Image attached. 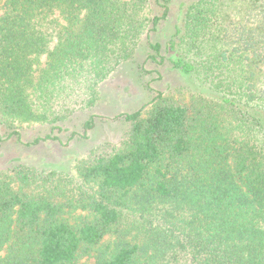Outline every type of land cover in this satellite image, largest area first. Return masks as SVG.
<instances>
[{"label":"trees","instance_id":"16d2710c","mask_svg":"<svg viewBox=\"0 0 264 264\" xmlns=\"http://www.w3.org/2000/svg\"><path fill=\"white\" fill-rule=\"evenodd\" d=\"M171 2L152 16V0H0V126L66 120L75 98L94 106ZM177 37L163 52L149 35L150 60L205 91L120 117L124 139L90 152L78 180L0 172V264H264V0H199ZM126 212L143 236L100 249Z\"/></svg>","mask_w":264,"mask_h":264},{"label":"rangeland","instance_id":"374dc122","mask_svg":"<svg viewBox=\"0 0 264 264\" xmlns=\"http://www.w3.org/2000/svg\"><path fill=\"white\" fill-rule=\"evenodd\" d=\"M198 1L172 0L169 4L171 9L169 18L154 32L153 26L149 24L133 59L100 82L99 95L94 106L82 109L81 105H77L78 99L75 98L76 106L72 108L73 112L66 120L55 123L54 121L18 123L14 129L15 134L0 126V137L3 139L0 149V172L19 164H26L48 172H63L68 177L78 180L76 167L90 152L101 145H117L124 139L129 125L120 117L140 110L146 117L159 94L176 101L190 102L198 90L203 91L198 75L194 78L181 75L169 65L161 66L154 63L150 60L152 53L147 47L150 35L152 41L160 43L165 52L169 41L178 39L177 29H182L188 7ZM163 12L158 0H152L148 14L161 16ZM79 92L81 93L79 101L87 100L86 95L81 90ZM92 117L94 128L85 133L84 125ZM47 136L57 137V140L42 141L38 145H33L37 139H44ZM85 216L86 213L77 211L71 216V221L76 223V219ZM139 220L137 216L124 213L121 236L106 239L100 249L108 251L119 239L130 240L138 234L143 236L139 232L142 228L138 225ZM84 261L91 263L93 259Z\"/></svg>","mask_w":264,"mask_h":264}]
</instances>
